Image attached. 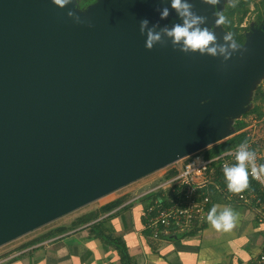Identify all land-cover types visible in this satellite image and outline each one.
<instances>
[{
    "label": "water",
    "instance_id": "95a60500",
    "mask_svg": "<svg viewBox=\"0 0 264 264\" xmlns=\"http://www.w3.org/2000/svg\"><path fill=\"white\" fill-rule=\"evenodd\" d=\"M188 3L206 29L219 2ZM75 4L0 0V245L219 141L221 112L196 101L232 114L257 71L252 35L181 50L170 0Z\"/></svg>",
    "mask_w": 264,
    "mask_h": 264
},
{
    "label": "crops",
    "instance_id": "0c3cea01",
    "mask_svg": "<svg viewBox=\"0 0 264 264\" xmlns=\"http://www.w3.org/2000/svg\"><path fill=\"white\" fill-rule=\"evenodd\" d=\"M126 186L0 245V264H256L264 246V220H259L252 206L226 201L208 187L204 189L209 201L202 221L190 231H160L154 237L146 227L143 201L129 202L143 186L124 189ZM123 195L126 199L121 204L97 218L43 236L57 227H69L77 217L100 210ZM214 204L229 206L238 214L231 230L217 231L207 222V212Z\"/></svg>",
    "mask_w": 264,
    "mask_h": 264
},
{
    "label": "built area",
    "instance_id": "2783aa9c",
    "mask_svg": "<svg viewBox=\"0 0 264 264\" xmlns=\"http://www.w3.org/2000/svg\"><path fill=\"white\" fill-rule=\"evenodd\" d=\"M248 136L249 141L246 143L250 149L256 140L253 141L251 136ZM238 146L209 158H205L200 150L188 154L164 166L165 171L176 169L174 174L143 186L133 195L129 202H144L149 199L150 204L146 207V227L152 230L154 237H157L160 231L184 233L193 229L195 223L202 221L209 201V195L204 189L208 187H213L226 201L252 206L259 215V220H264V174L254 177L249 167L247 188L239 193L227 188L223 167L236 162L235 152ZM254 152L255 163L259 166L258 152ZM2 261L0 260V263ZM256 264H264V246Z\"/></svg>",
    "mask_w": 264,
    "mask_h": 264
},
{
    "label": "clouds",
    "instance_id": "9594fccd",
    "mask_svg": "<svg viewBox=\"0 0 264 264\" xmlns=\"http://www.w3.org/2000/svg\"><path fill=\"white\" fill-rule=\"evenodd\" d=\"M210 3L215 4L216 0H209ZM57 5H63L66 0H55ZM171 8L175 9L180 17L183 18L182 23L173 25L170 29L164 28L163 31L168 37H171L172 42L180 43L183 51H196L207 52L215 55L217 52V46L212 45L214 41V35L207 29H202L198 25L202 21L201 17L196 16L190 9L191 5L188 0H170ZM168 8L165 7L160 10V16L167 17ZM226 22V17L217 13V24H223ZM148 25L147 19L140 21V31L144 32ZM161 38L160 32H155L153 29L147 30V38L145 46L151 49L155 42H158ZM226 40H233L231 33L225 36ZM237 43L233 40L232 47H236ZM220 52H224L223 46L219 48ZM235 163L232 165H225L223 167L224 177L227 181V188L232 192H242L248 187L249 167L251 168V174L255 177L258 174H264V164L259 166L255 163V152L250 150L247 143H241L235 152ZM238 214L233 211L229 206H221L214 204L207 212V222L217 231L227 232L231 230L236 224Z\"/></svg>",
    "mask_w": 264,
    "mask_h": 264
},
{
    "label": "rangeland",
    "instance_id": "374dc122",
    "mask_svg": "<svg viewBox=\"0 0 264 264\" xmlns=\"http://www.w3.org/2000/svg\"><path fill=\"white\" fill-rule=\"evenodd\" d=\"M231 1L232 0H216V2H219V8L225 6L226 3H229ZM259 1L260 0H251L248 5L246 14L244 15L242 21L238 24V27H248V30H244V28H242L243 30L241 31H243L245 35H252L253 40H251V44H253L254 48L251 49L253 51H256L255 60L251 65H255L257 71L253 79L251 80L249 86L247 87L245 104L241 108H239V110L237 109V111L233 112L232 114H228V112L223 110L222 106L220 105L221 101L213 96H207L205 98L197 100L196 105L203 106L209 110H219L221 112L224 122L226 123L220 129L223 133L222 138L220 140L232 135L233 132H235L234 123L236 122V120L243 118L246 125L243 127L242 130H246L248 135L251 136V139L253 141L254 139L257 141L258 146L256 147V152H258L259 158H262L264 157V8L263 16L258 23L256 22L257 10L255 9V3H258ZM209 5L213 6L214 4L210 3L209 0H206V6ZM77 11L81 14H87V11L84 9ZM209 12L210 10L203 9V11L199 12V14L200 16H202L207 15ZM216 20L217 14L214 11L213 17L211 16L209 22L205 23V25H207L206 29L209 30L215 37L214 41L211 42V44L213 43L223 45V39L220 38L219 35L221 30L224 29L222 28V26L216 23ZM245 52H247L246 47ZM256 89H259L263 92V97L259 98L260 93L257 98L254 97ZM254 106L257 107L258 112L251 111ZM200 151L203 150L201 149ZM165 169V167L157 169L145 175V177L143 176V178H140L128 184L124 189H133L138 185L144 186L158 181L163 176V172L165 171ZM72 213H75V211H72L71 213L69 212V214L67 215H70ZM49 225L51 224H48L44 227H48Z\"/></svg>",
    "mask_w": 264,
    "mask_h": 264
},
{
    "label": "trees",
    "instance_id": "16d2710c",
    "mask_svg": "<svg viewBox=\"0 0 264 264\" xmlns=\"http://www.w3.org/2000/svg\"><path fill=\"white\" fill-rule=\"evenodd\" d=\"M97 0H76V8L77 9H85L87 8L89 5L95 3ZM251 2V0H232L229 3H226L225 6L219 8V6L215 7V12L217 13H221L226 17V22L223 24H218L220 26H222V28L224 29V31H226L227 33H231L233 36V40L236 41L237 44H242L245 39H246V35L243 31L242 28H244V30H248V27H238V24L242 21L244 15L247 12V8L249 3ZM263 8H264V0H260L258 3H255V9L257 10V21L259 23V20L262 18L263 16ZM259 98L263 97V92L259 89H256L255 91V98H257V96L259 95ZM251 111H256L257 107H253L251 109ZM246 115V114H245ZM246 125L245 121L243 120V118L236 120V122L234 123V131L232 135L220 140V141H216L213 144L203 148L201 151L203 156L205 158H209L212 157L214 155H217L223 151L226 150H230L238 145H240L241 143H246L247 141H249V136L246 130H242L243 127ZM258 146L257 141L252 143L250 146V150L255 151ZM259 161V165L260 164H264V157L262 158H258ZM176 172V169L170 168L167 171L164 172L163 174V178L168 177L172 174H174ZM126 199V195H123L119 198L114 199L113 201H110L106 204H104L100 210L94 211V212H90L88 214H85L83 216L77 217L76 219H74L71 222V225L69 227L66 226H60L57 227L55 229H52L50 231H48L45 235V237H47L48 235H52L54 233L57 232H65L68 229L74 228L82 223L88 222L90 220H93L95 218L98 217L99 213L101 212H107L110 209H112L113 207L121 204L124 200ZM150 204L149 199H146L143 202V207L146 210V207Z\"/></svg>",
    "mask_w": 264,
    "mask_h": 264
}]
</instances>
